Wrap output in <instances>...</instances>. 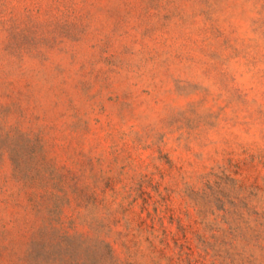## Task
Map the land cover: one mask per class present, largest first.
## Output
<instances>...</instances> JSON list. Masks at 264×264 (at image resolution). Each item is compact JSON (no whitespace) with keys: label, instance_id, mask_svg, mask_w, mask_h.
Wrapping results in <instances>:
<instances>
[{"label":"rangeland","instance_id":"obj_1","mask_svg":"<svg viewBox=\"0 0 264 264\" xmlns=\"http://www.w3.org/2000/svg\"><path fill=\"white\" fill-rule=\"evenodd\" d=\"M0 264H264V0H0Z\"/></svg>","mask_w":264,"mask_h":264}]
</instances>
